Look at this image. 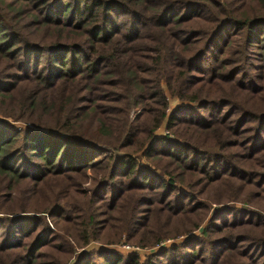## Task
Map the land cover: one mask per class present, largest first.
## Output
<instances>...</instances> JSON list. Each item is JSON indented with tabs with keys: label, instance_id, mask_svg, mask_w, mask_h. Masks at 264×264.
I'll list each match as a JSON object with an SVG mask.
<instances>
[{
	"label": "trees",
	"instance_id": "16d2710c",
	"mask_svg": "<svg viewBox=\"0 0 264 264\" xmlns=\"http://www.w3.org/2000/svg\"><path fill=\"white\" fill-rule=\"evenodd\" d=\"M262 204L264 0H0V264H264Z\"/></svg>",
	"mask_w": 264,
	"mask_h": 264
},
{
	"label": "rangeland",
	"instance_id": "374dc122",
	"mask_svg": "<svg viewBox=\"0 0 264 264\" xmlns=\"http://www.w3.org/2000/svg\"><path fill=\"white\" fill-rule=\"evenodd\" d=\"M201 25H203L202 22H200ZM199 26V22L197 20H192V22L189 23V27H193V28H197ZM178 104H180V102L178 101V99L174 98V99H170L169 100V106H168V109H167V112L170 113L175 106H177ZM142 113V108H136V109H133L131 112H130V119H134L136 116H139L141 115ZM8 123H10L11 125H13L15 128L17 129H22V130H29V129H32V128H26L24 127L23 125H15V124H12L11 121H8ZM35 130V129H34ZM164 136H168L170 139L172 140H177V138L173 135V134H170L167 129H166V126L165 124L163 123V125H161V127L155 132V135H154V139H157V138H161V137H164ZM109 153V152H107ZM141 154V153H140ZM140 154H137V155H140ZM101 180V178H97V177H94L90 171L87 172L86 176H83L81 177L80 179H78L76 182V186H78V189H81L82 192H88V197H90V194H91V188L96 185L94 183V181H99ZM27 188L29 187V184L28 183H24V187ZM25 188V189H27ZM21 189L22 187H20V192L18 193V197L16 199V204L14 205L15 206V210H17V205H21L23 204L22 201H19V196H24V198H27L29 199V196L26 195L23 191H25V189H23V191L21 192ZM258 189V188H257ZM249 192L248 189H246L242 194L245 195ZM217 193V190H216V187L215 186H210L206 189V192L205 194L207 196H209L210 198H212L215 194ZM220 193H222L220 191ZM219 193V194H220ZM47 194H51L50 192H47L45 193L44 196H47ZM16 198V197H15ZM32 200V199H31ZM30 200V206L28 207V209L32 208V201ZM206 201V200H205ZM79 201L76 200L74 201V203H78ZM212 203H214L215 201H211ZM227 205H230V204H227ZM258 209L262 210L261 213L264 215V204L261 205V207H259ZM206 215V213H205ZM204 215V216H205ZM206 220H209L208 218ZM61 228H64V226L61 225L60 229ZM202 226H200V228L198 229V232H202ZM261 230V229H260ZM61 231V230H60ZM81 231V230H80ZM79 231V228H76L75 226V231L74 230H70V234L79 239L80 234L81 232ZM58 233V232H57ZM62 233V232H61ZM250 234H254V233H251V232H248ZM155 234L151 235V236H146L145 235V238H151L152 236H154ZM195 236V232H191V233H179L177 235H171V236H167L165 237L164 239L160 240L157 244L155 245H151V244H148L144 247L140 246L139 244L135 243V242H127L125 241V237L122 236V239L121 241L119 242H113L111 244H109L108 242L105 241V236H101L100 239L96 240V242H92L90 243L87 247H86V250L88 251H97V250H103L105 251L106 249L109 251H115L117 252L118 254H121L123 256H127V255H130V254H133L132 251H130L129 249H122L121 247L123 245L125 246H129V247H137L140 249V252L138 253H134V254H137L140 256L141 260H144V258L146 257L147 254L149 253H153V252H162L166 249H169L172 247V245H179V244H183V243H186L187 241H189L191 239V237ZM71 241V240H70ZM170 241V242H168ZM62 243V242H61ZM73 243V242H72ZM63 247H66L65 244H63ZM162 245V246H161ZM105 249V250H104ZM106 250V251H107ZM79 251H82L81 250H78ZM59 253V252H58ZM54 253L52 256L54 257V260L56 261L57 264H67V261L68 259H72L73 255L71 254H66V253ZM51 255V254H50ZM52 257L49 255H47L45 257V260L48 261H53V259H51Z\"/></svg>",
	"mask_w": 264,
	"mask_h": 264
},
{
	"label": "built area",
	"instance_id": "2783aa9c",
	"mask_svg": "<svg viewBox=\"0 0 264 264\" xmlns=\"http://www.w3.org/2000/svg\"><path fill=\"white\" fill-rule=\"evenodd\" d=\"M168 242H170V241H168ZM161 246H162V245H161ZM121 248H122V249H129V250L132 251L133 253H138V252H140V249L137 248V247H129V246H125V245H123Z\"/></svg>",
	"mask_w": 264,
	"mask_h": 264
}]
</instances>
